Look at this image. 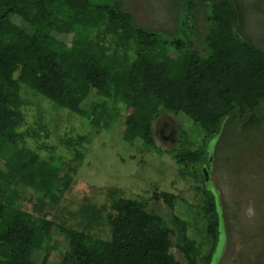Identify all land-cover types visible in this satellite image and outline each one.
Returning <instances> with one entry per match:
<instances>
[{
    "label": "trees",
    "instance_id": "1",
    "mask_svg": "<svg viewBox=\"0 0 264 264\" xmlns=\"http://www.w3.org/2000/svg\"><path fill=\"white\" fill-rule=\"evenodd\" d=\"M187 1L193 7L200 6L198 0ZM122 3V0H46L49 18L55 22L71 23L76 29L85 17L99 21L94 33L88 36L84 51L79 52L58 42L39 15L31 34L18 29L9 21L13 14L12 0H0V48H8L6 53L0 52V77L11 86L8 99L0 91V158L12 180L40 176L44 197L52 202L58 200L63 188L39 172L37 165L41 160L37 154L18 145L22 136L17 127L24 118L22 93L27 90L97 125L109 123L113 114L116 117L118 106L134 104V110L125 118V138L131 142L139 139L148 148L153 146L152 122L161 111L184 112L196 125L207 118L212 129L209 136L217 137V143L225 139L230 114L236 109L249 107L247 127L259 126L254 110L264 99V53L236 35L242 21L236 0H213L209 4L206 16L210 24L206 37L209 54L205 56L188 45L189 35L184 29L190 32L187 21L188 15L193 16L191 6L187 7L179 29L183 36L176 38L137 25ZM20 44H26L29 53L19 51ZM95 68L104 72L93 90L89 78ZM89 99L88 107L84 108ZM39 123L43 125L41 117ZM185 138L188 136L180 140ZM191 145H187L184 154L175 152L176 163L197 162L202 157L204 148L194 149ZM153 198H162L172 205L170 193H155ZM83 201L91 206L87 198ZM111 209L107 237H94L86 226L63 228L67 249L60 264L212 263L218 241L217 216L212 225L214 246L205 263H200L198 250L186 235L185 223L177 217L173 220L180 226V244L173 243L167 222L149 212L145 202L122 198L112 203ZM92 210L100 214L97 206ZM211 210L215 211L212 204ZM80 213L81 221L89 220L88 215L93 217L85 206ZM1 218H7L8 223L0 232V264H38L33 255L49 238L52 222L14 203L2 202ZM172 247L182 253L184 262L175 258Z\"/></svg>",
    "mask_w": 264,
    "mask_h": 264
},
{
    "label": "rangeland",
    "instance_id": "2",
    "mask_svg": "<svg viewBox=\"0 0 264 264\" xmlns=\"http://www.w3.org/2000/svg\"><path fill=\"white\" fill-rule=\"evenodd\" d=\"M212 1L198 0L200 6L195 7L187 0H122V4L137 25L176 38L183 36L179 29L191 6L193 16L188 15L187 21L190 32L184 29L189 35L188 45L205 56L209 54L206 37L210 29L206 16ZM236 1L242 12L236 35L264 53V0ZM12 13L9 21L28 34L39 15L58 42L79 52L84 51L88 36L99 24L89 17L83 18L78 29L71 23L55 22L49 18L46 0H12ZM7 50L0 48L3 54ZM18 50L29 53L26 44H20ZM93 71L89 79L94 90L104 71ZM0 91L5 99L10 97L11 86L1 77ZM22 95L24 118L17 127L22 136L18 145L37 154L41 160L39 172L63 188L58 200L52 202L44 197L40 176L12 180L0 158V202L14 203L52 222L49 238L33 255L35 263L60 264L67 249L63 232L67 226H86L94 237L109 236L112 203L135 198L167 222L173 243L180 244V226L173 217L185 223L186 235L198 250V262L205 263L214 246L212 225L217 216L218 241L211 264H264V99L254 110L259 126L247 127L249 107L236 109L230 114L228 133L221 143L209 136L212 129L207 118L196 125L184 112L161 111L152 122L153 146L148 148L139 139L131 142L125 138V118L134 110V104L118 106L116 117L113 114L109 123L97 125L30 90ZM107 101L111 105V99ZM89 103L90 99L83 107ZM182 135L189 139L180 140ZM187 143L194 149L204 148L205 153L197 162L176 163L175 152L184 154ZM155 193L172 194V205L162 198L154 199ZM84 198L92 207L97 206L100 214L84 204ZM84 206L93 215H88L87 221L80 217ZM7 223V218L0 219V232ZM171 252L184 262L176 247Z\"/></svg>",
    "mask_w": 264,
    "mask_h": 264
}]
</instances>
